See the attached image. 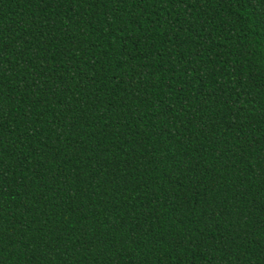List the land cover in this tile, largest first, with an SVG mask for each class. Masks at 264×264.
I'll use <instances>...</instances> for the list:
<instances>
[{
	"label": "trees",
	"instance_id": "trees-1",
	"mask_svg": "<svg viewBox=\"0 0 264 264\" xmlns=\"http://www.w3.org/2000/svg\"><path fill=\"white\" fill-rule=\"evenodd\" d=\"M0 264H264V0H0Z\"/></svg>",
	"mask_w": 264,
	"mask_h": 264
}]
</instances>
